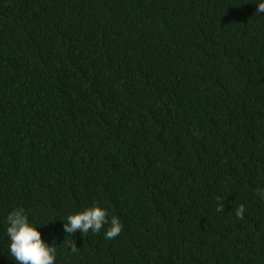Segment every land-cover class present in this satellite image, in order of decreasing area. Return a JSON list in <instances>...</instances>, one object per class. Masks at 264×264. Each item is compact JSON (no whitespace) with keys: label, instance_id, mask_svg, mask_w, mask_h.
I'll list each match as a JSON object with an SVG mask.
<instances>
[{"label":"trees","instance_id":"trees-1","mask_svg":"<svg viewBox=\"0 0 264 264\" xmlns=\"http://www.w3.org/2000/svg\"><path fill=\"white\" fill-rule=\"evenodd\" d=\"M259 2L0 0V264L18 208L55 264H264Z\"/></svg>","mask_w":264,"mask_h":264},{"label":"clouds","instance_id":"clouds-1","mask_svg":"<svg viewBox=\"0 0 264 264\" xmlns=\"http://www.w3.org/2000/svg\"><path fill=\"white\" fill-rule=\"evenodd\" d=\"M256 13H264V0H260L257 4ZM256 194L264 200V189L258 188ZM224 210V200L220 199L216 211ZM245 211L244 205L237 207L236 218L243 220ZM6 224V233L10 240L9 252L16 264H55L56 248L44 242L41 233L29 222L23 208L11 211L6 217ZM105 225H108L104 233L105 239L112 240L120 235L122 224L119 218L116 216L109 218L105 209L93 204L82 211L68 215L66 222L63 223V231L69 236L79 231L83 236L89 232L99 233ZM68 248L72 252L77 251L74 240L68 242Z\"/></svg>","mask_w":264,"mask_h":264}]
</instances>
